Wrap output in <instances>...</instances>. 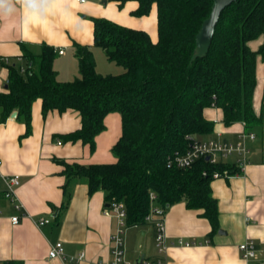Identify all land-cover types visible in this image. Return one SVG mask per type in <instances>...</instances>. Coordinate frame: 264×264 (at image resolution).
Returning <instances> with one entry per match:
<instances>
[{
    "label": "trees",
    "instance_id": "16d2710c",
    "mask_svg": "<svg viewBox=\"0 0 264 264\" xmlns=\"http://www.w3.org/2000/svg\"><path fill=\"white\" fill-rule=\"evenodd\" d=\"M115 1L121 9L136 3L131 15L138 18L156 8L158 41L143 30L94 19L93 46H74L80 77L70 82L57 79L53 47L44 45L39 55L24 47L19 58L26 63V73L16 62L8 65V88L0 93L1 121L17 111L29 124L37 101L44 113L74 110L81 116V128L59 137L82 142L93 153L96 137L106 128L105 118L119 113L122 135L113 147L116 162L85 166L55 160L65 167L67 184L84 178L89 194L102 190L106 204L124 203L127 227L147 223L150 193H155L165 209L183 202L188 209L201 211L212 227L211 235L216 234L220 226L213 174H236L239 169L205 159L190 168H170L167 160L213 133L215 124L204 115L208 108L221 109L227 126L241 122L249 131L263 124L264 101L258 116L253 99L258 60L264 62V0H238L227 7L209 52L193 61L196 35L211 13L212 0ZM259 39L263 43L252 49L250 43ZM93 47L101 48L124 73H97ZM3 197L0 193V201Z\"/></svg>",
    "mask_w": 264,
    "mask_h": 264
},
{
    "label": "crops",
    "instance_id": "0c3cea01",
    "mask_svg": "<svg viewBox=\"0 0 264 264\" xmlns=\"http://www.w3.org/2000/svg\"><path fill=\"white\" fill-rule=\"evenodd\" d=\"M99 1L102 0L81 4L76 0H0V93L7 90L5 86L9 82V64L5 60L24 68L25 61L16 60L23 55L24 47L35 55L42 52L44 45L53 47L57 79L70 82L79 78L74 46H93L94 19H107L143 30L153 42L158 41L156 8L148 16L138 18L131 15L138 7L134 2L120 9L115 0H106V5ZM262 43L263 39H259L250 46L257 50ZM96 48L100 49L93 47L92 51ZM59 50H64V54L60 55ZM117 69L116 75L124 73L121 68ZM263 101L264 62L259 59L253 99L258 116L262 113ZM15 113V117L11 114L2 122L0 109L1 173L20 177L16 194L23 210L17 211L4 198L0 201V264H65L61 259L49 257L50 249L58 242H62L67 257L86 255L81 263L70 264H109L116 219L106 214L110 209V204L105 202L106 193L100 190L89 194L84 178L67 184L65 167L55 160L85 166L115 163L113 147L122 135L121 115H107L106 128L96 137V150L91 153L89 146L82 142H65L59 137L81 128L78 112L44 113L42 102L37 101L29 124ZM204 115L215 127L202 140L238 143L247 131L241 122L227 126L219 108H208ZM249 131L256 134V139L246 141L250 152L243 172L225 171L211 183L212 195L218 204L220 230L225 233L218 231L211 235L212 227L200 216L201 211L188 209L183 202L177 203L165 209L167 251L159 254L155 243L156 249L150 252V244L154 246L156 242L154 225L127 227L124 233L127 262L141 264L150 252V260L161 257L165 264H246L239 245L248 240L255 242L260 260L264 259V111L263 124ZM236 159L231 157L222 163L234 167ZM4 189L0 178V193ZM16 215L21 221L13 224L11 218ZM41 218L50 222L39 227L36 221ZM179 239L196 245L180 246Z\"/></svg>",
    "mask_w": 264,
    "mask_h": 264
},
{
    "label": "built area",
    "instance_id": "2783aa9c",
    "mask_svg": "<svg viewBox=\"0 0 264 264\" xmlns=\"http://www.w3.org/2000/svg\"><path fill=\"white\" fill-rule=\"evenodd\" d=\"M78 3L84 4L88 0H76ZM60 55L64 54V50H59ZM18 60L21 61L19 58ZM7 64H10L9 59L5 60ZM22 74L26 73L25 67L20 68ZM256 134L250 131L244 132L240 136V142L238 143H227L221 142L214 139L206 140H194L190 144V148L186 152H176L174 155L168 157L167 166L177 167L181 169L190 168L197 161L205 159L210 164L216 165L227 161L231 157H237L235 166L239 169V172H243L244 164L249 155V147L246 145L247 140H255ZM207 158H209L207 160ZM2 161L0 160V178L5 186L3 192V198L13 204V207L17 211L23 210V205L17 200L16 190L21 185L20 177L17 175L7 176L1 173ZM207 172L203 173L207 176ZM222 175L218 172L213 174V178H219ZM151 209L148 216L145 218L147 223H150L156 228V246L159 254H164L168 249L167 232H166V221H165V208L161 205H157L158 196L155 193H150ZM1 213V212H0ZM106 214L113 216L116 219V229L111 235V255L112 261L109 264H130L126 260V246L124 233L127 229V214L124 203L116 202L110 205V209L106 211ZM24 217L27 214L24 213ZM13 224H18L21 221L20 216H13L11 218ZM50 220L41 218L36 221V224L41 227L48 224ZM180 246H194L196 242L185 241L179 239L177 242ZM239 249L242 253V259L246 264H264V259L260 260L259 252L256 248V244L253 240L245 241L239 245ZM49 257L51 259H61L65 264L71 262L81 263L86 255L81 253L77 257H67L65 254L64 246L62 242L55 244L49 251ZM104 264V263H100ZM141 264H165V260L161 257L150 260L142 259Z\"/></svg>",
    "mask_w": 264,
    "mask_h": 264
},
{
    "label": "water",
    "instance_id": "95a60500",
    "mask_svg": "<svg viewBox=\"0 0 264 264\" xmlns=\"http://www.w3.org/2000/svg\"><path fill=\"white\" fill-rule=\"evenodd\" d=\"M213 5L211 13L207 19L204 20L199 32L196 35V48L195 54L192 57V61L196 58H203L209 52L212 38L214 36L216 25L220 19L222 12L233 3H236L238 0H212ZM106 3V2H105ZM7 89L8 86H5ZM17 114L14 112L12 114L15 117ZM209 158H207L208 160ZM225 233L222 230H219V234Z\"/></svg>",
    "mask_w": 264,
    "mask_h": 264
},
{
    "label": "rangeland",
    "instance_id": "374dc122",
    "mask_svg": "<svg viewBox=\"0 0 264 264\" xmlns=\"http://www.w3.org/2000/svg\"><path fill=\"white\" fill-rule=\"evenodd\" d=\"M102 5H106V0H102V1H99ZM120 8V7H119ZM121 9V8H120ZM94 52V56H95V59H96V71L97 73H100V74H103V75H116L115 73H117L116 71H118L119 69L117 68H121V70H123L124 72V68L123 67H117L118 65L116 63H113V62H110L107 57L104 55V52L101 51V48L100 49H94L93 50ZM99 52H102L101 54L102 55H99ZM80 73V72H79ZM115 157V155H114ZM116 158V157H115ZM155 241H154V246H152L150 244V252H152L153 249H156L155 247ZM150 252L149 254L147 255V259H150L151 256H150Z\"/></svg>",
    "mask_w": 264,
    "mask_h": 264
}]
</instances>
